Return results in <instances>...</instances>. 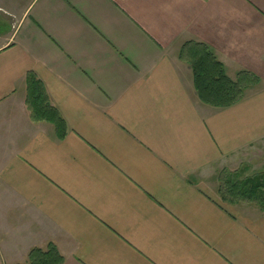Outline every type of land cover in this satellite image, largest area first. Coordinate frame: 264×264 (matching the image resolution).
<instances>
[{
  "label": "crops",
  "instance_id": "0c3cea01",
  "mask_svg": "<svg viewBox=\"0 0 264 264\" xmlns=\"http://www.w3.org/2000/svg\"><path fill=\"white\" fill-rule=\"evenodd\" d=\"M262 164L264 0H0V264H264V210L220 193Z\"/></svg>",
  "mask_w": 264,
  "mask_h": 264
},
{
  "label": "trees",
  "instance_id": "16d2710c",
  "mask_svg": "<svg viewBox=\"0 0 264 264\" xmlns=\"http://www.w3.org/2000/svg\"><path fill=\"white\" fill-rule=\"evenodd\" d=\"M192 69L194 84L203 102L223 107L232 105L242 97L243 90L225 75L220 63L210 54L205 53L193 60ZM27 80V103L32 115L36 117H40L42 114L47 115L51 109L48 103L46 104L43 94L40 91L36 92L37 82L31 74H28ZM54 122L58 126L63 124L62 119L57 114ZM229 176L225 179L223 176L220 177V193L223 199L255 201L264 210L263 173L240 178L237 172H234ZM44 256L36 260L32 259V264H57L61 260L56 253H53L52 256L45 254Z\"/></svg>",
  "mask_w": 264,
  "mask_h": 264
},
{
  "label": "rangeland",
  "instance_id": "374dc122",
  "mask_svg": "<svg viewBox=\"0 0 264 264\" xmlns=\"http://www.w3.org/2000/svg\"><path fill=\"white\" fill-rule=\"evenodd\" d=\"M262 169H253V167L252 166H249V167H247V169H242L241 170V172H239V176L241 177H246V176H255V175H259V174H261V173H263L264 174V164H262ZM233 173V171H226V172H224V175H223V178L225 179L226 178V176L227 175H230V174H232ZM222 177V176H221ZM230 177V176H229ZM253 202H255V201H253ZM256 203V202H255ZM252 205H255V204H253V203H251ZM258 203H256V205H257Z\"/></svg>",
  "mask_w": 264,
  "mask_h": 264
}]
</instances>
